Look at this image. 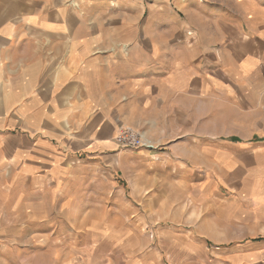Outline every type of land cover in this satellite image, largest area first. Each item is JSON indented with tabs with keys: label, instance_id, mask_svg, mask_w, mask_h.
I'll return each mask as SVG.
<instances>
[{
	"label": "crops",
	"instance_id": "crops-1",
	"mask_svg": "<svg viewBox=\"0 0 264 264\" xmlns=\"http://www.w3.org/2000/svg\"><path fill=\"white\" fill-rule=\"evenodd\" d=\"M78 1L0 0V264L18 247L23 264L114 263L51 237L47 198L90 183L64 175L82 156L116 165L102 199L119 230L155 234L118 239V264H264V0L241 17L222 0ZM121 126L158 149L119 150Z\"/></svg>",
	"mask_w": 264,
	"mask_h": 264
},
{
	"label": "rangeland",
	"instance_id": "rangeland-1",
	"mask_svg": "<svg viewBox=\"0 0 264 264\" xmlns=\"http://www.w3.org/2000/svg\"><path fill=\"white\" fill-rule=\"evenodd\" d=\"M69 4L74 5L75 3L79 5L78 0H68ZM231 0H222V5L225 10L232 14H237L239 17L242 15V7L244 6L243 0H235L238 3V7L234 6V3L230 2ZM234 1V0H233ZM122 130H131L135 134H137L143 144L147 147H151L149 150H141V151H155L158 149V146L146 139L140 134L137 130L131 127L121 126L118 128L116 135L114 136V142L116 144V139ZM117 145V144H116ZM120 150V147L117 146ZM134 152V151H132ZM82 159V160H81ZM81 159L70 161V163H74L73 165H69V171L64 175H77L81 178H85L87 176L90 177V183H71L68 180L58 184L61 187H57V192H61L62 200L61 202L55 201L54 198H47V206H56L59 205L63 208L62 214V226L59 230L52 232L53 238H61V239H78V241H89L95 244L94 253L98 255L100 253L110 254L111 260L114 262L112 264H118L120 260L117 258V255L112 253V250L115 248V245L118 239H138V240H148L154 241L156 239L153 231H121L119 230V222L118 216L114 214L113 207L115 208L116 199H111L110 201L103 200V194L105 192V185L102 183V178L105 174H107L108 169L111 170L112 174H115L116 165L112 164L110 168H103L100 163V160L97 158H89L82 156ZM85 180V179H83ZM104 185V186H103ZM71 194V195H70ZM74 194V195H73ZM115 204V205H114ZM49 208V207H47ZM78 208H83V210H79ZM78 210V214H77ZM66 211L67 213H64ZM81 213H86V216L81 218ZM64 219L69 222L72 220H77L80 222V219L85 220L84 223L89 222L93 223L88 225V228H79L77 225V229L70 230L68 229L69 225L65 224ZM74 223V222H73ZM74 227L76 225H73ZM43 234L45 236H50L49 231H31V234ZM13 234L16 238H22L21 231H13ZM37 237V236H36ZM32 244V242H31ZM34 246V245H31ZM31 253H38V248L31 247ZM149 249V248H147ZM218 249V248H217ZM220 249V248H219ZM23 254H25V250L22 251V247L15 248L14 258L19 259V262H15V264H23L21 263V259L23 258ZM30 264H43L38 263L37 259L34 261L31 260ZM48 264V263H46Z\"/></svg>",
	"mask_w": 264,
	"mask_h": 264
},
{
	"label": "built area",
	"instance_id": "built-area-1",
	"mask_svg": "<svg viewBox=\"0 0 264 264\" xmlns=\"http://www.w3.org/2000/svg\"><path fill=\"white\" fill-rule=\"evenodd\" d=\"M120 150H128L138 152L141 150H149L151 147H147L143 144L140 137L131 130L120 131L117 139L115 140Z\"/></svg>",
	"mask_w": 264,
	"mask_h": 264
}]
</instances>
